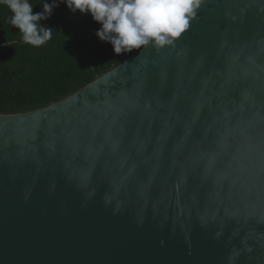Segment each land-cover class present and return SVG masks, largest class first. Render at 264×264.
<instances>
[{"label":"water","instance_id":"obj_1","mask_svg":"<svg viewBox=\"0 0 264 264\" xmlns=\"http://www.w3.org/2000/svg\"><path fill=\"white\" fill-rule=\"evenodd\" d=\"M0 264H264V0L0 113Z\"/></svg>","mask_w":264,"mask_h":264},{"label":"trees","instance_id":"obj_2","mask_svg":"<svg viewBox=\"0 0 264 264\" xmlns=\"http://www.w3.org/2000/svg\"><path fill=\"white\" fill-rule=\"evenodd\" d=\"M51 3V0H48ZM60 2V0H57ZM33 12L43 0H30ZM10 13L0 7V113H25L57 102L118 65L131 53L114 55L112 46L95 35L100 25L90 14H73L65 4L53 9L41 24L54 27L41 47L21 41L7 23Z\"/></svg>","mask_w":264,"mask_h":264},{"label":"clouds","instance_id":"obj_3","mask_svg":"<svg viewBox=\"0 0 264 264\" xmlns=\"http://www.w3.org/2000/svg\"><path fill=\"white\" fill-rule=\"evenodd\" d=\"M60 3L73 14H90L100 25L95 35L119 56L149 45H172L189 28L201 0H43L42 11L35 13L30 0H0V7L8 9L7 23L18 29L21 41L38 48L52 39L54 29L40 22Z\"/></svg>","mask_w":264,"mask_h":264}]
</instances>
